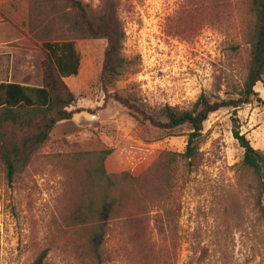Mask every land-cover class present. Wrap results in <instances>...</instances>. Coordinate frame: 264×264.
Returning a JSON list of instances; mask_svg holds the SVG:
<instances>
[{"label":"rangeland","instance_id":"1","mask_svg":"<svg viewBox=\"0 0 264 264\" xmlns=\"http://www.w3.org/2000/svg\"><path fill=\"white\" fill-rule=\"evenodd\" d=\"M94 13L104 0H84ZM126 32L131 68L109 87L152 109L190 108L202 93L228 98L250 60V0H113ZM77 16L61 0H0V82L40 86L46 40L73 39L79 73L64 81L82 109L12 184L0 160V264H264V197L233 134L234 111L205 122L197 157L180 154L190 126L171 133L142 122L101 81L107 40L74 32ZM241 107V130L264 151V85ZM59 125V127L56 126ZM106 159L121 204L97 257L94 223L79 216L98 183L93 152ZM93 153V154H92ZM172 157L176 161H172ZM130 171L136 180L121 182ZM100 192V191H99ZM84 218V219H83Z\"/></svg>","mask_w":264,"mask_h":264},{"label":"trees","instance_id":"2","mask_svg":"<svg viewBox=\"0 0 264 264\" xmlns=\"http://www.w3.org/2000/svg\"><path fill=\"white\" fill-rule=\"evenodd\" d=\"M61 1L67 3L72 14L77 16L71 24L74 32L107 40L100 81L108 96L119 100L140 121L149 122L165 131L173 133L185 125L190 126L186 149L180 154L189 165L197 157L199 142L209 116L222 108L233 109V134L244 149L243 163L253 170L259 181L260 193L264 197V151L253 146L242 132L238 118L239 109L260 95L255 90L257 83L264 85V0H250L253 23L248 31L249 67L243 83L233 96L212 99L209 94L202 93L190 108L165 104L157 109L150 108L131 94L109 91V87L131 68V60L124 53L126 32L117 18L113 0H104V5L97 13L84 0ZM43 46L48 60L42 85L0 82V160L7 170L6 176L10 184L19 169L31 162L40 149L53 140L55 125L82 111L80 108H71L77 96L64 81L65 77L75 76L80 70L81 55L75 41L46 40ZM111 152L108 149L93 152L98 161L93 171L99 180L88 187L86 204L79 208V216L94 223L91 242L97 257H100V248L112 214L121 204L115 176L106 165ZM171 160L176 161V158L172 157ZM120 178L121 182H129L136 180L137 176L130 171H123ZM46 255L47 252L43 251L36 264H43Z\"/></svg>","mask_w":264,"mask_h":264},{"label":"crops","instance_id":"3","mask_svg":"<svg viewBox=\"0 0 264 264\" xmlns=\"http://www.w3.org/2000/svg\"><path fill=\"white\" fill-rule=\"evenodd\" d=\"M64 121H69V120H64ZM59 125L60 124H58L57 126H56V129H57V127H59ZM61 132V130H54L53 129V131H52V135L55 137V136H57V134H59Z\"/></svg>","mask_w":264,"mask_h":264}]
</instances>
